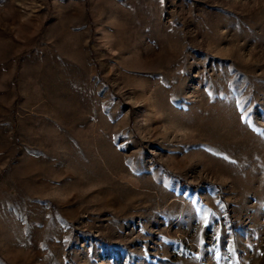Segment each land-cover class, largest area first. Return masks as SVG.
Masks as SVG:
<instances>
[{"label":"rangeland","instance_id":"rangeland-1","mask_svg":"<svg viewBox=\"0 0 264 264\" xmlns=\"http://www.w3.org/2000/svg\"><path fill=\"white\" fill-rule=\"evenodd\" d=\"M0 264H264V0H0Z\"/></svg>","mask_w":264,"mask_h":264},{"label":"trees","instance_id":"trees-1","mask_svg":"<svg viewBox=\"0 0 264 264\" xmlns=\"http://www.w3.org/2000/svg\"><path fill=\"white\" fill-rule=\"evenodd\" d=\"M194 188H197V186H193Z\"/></svg>","mask_w":264,"mask_h":264}]
</instances>
